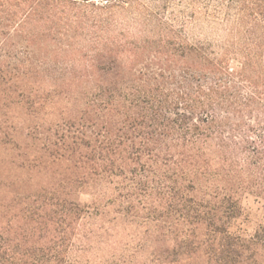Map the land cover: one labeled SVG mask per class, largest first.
Here are the masks:
<instances>
[{"label":"trees","instance_id":"obj_1","mask_svg":"<svg viewBox=\"0 0 264 264\" xmlns=\"http://www.w3.org/2000/svg\"><path fill=\"white\" fill-rule=\"evenodd\" d=\"M263 57L264 0H0V264H80L83 191L264 264Z\"/></svg>","mask_w":264,"mask_h":264},{"label":"rangeland","instance_id":"obj_2","mask_svg":"<svg viewBox=\"0 0 264 264\" xmlns=\"http://www.w3.org/2000/svg\"><path fill=\"white\" fill-rule=\"evenodd\" d=\"M4 166L9 167L8 162ZM78 198L88 210L76 228L71 250L72 259L78 263L179 264L185 254L190 259L184 264L200 263L195 259L199 254L195 245L183 250L176 246V217L167 219L165 213L148 216L145 212L134 216L108 203L93 204L95 195L91 191H83ZM242 204L243 215L233 230L249 237L264 225V199L250 194Z\"/></svg>","mask_w":264,"mask_h":264}]
</instances>
